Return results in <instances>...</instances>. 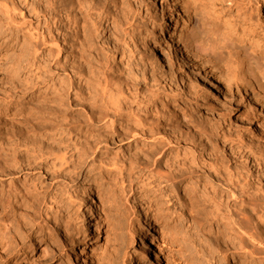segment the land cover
<instances>
[{"label":"bare ground","instance_id":"obj_1","mask_svg":"<svg viewBox=\"0 0 264 264\" xmlns=\"http://www.w3.org/2000/svg\"><path fill=\"white\" fill-rule=\"evenodd\" d=\"M223 1L229 5L232 1L235 11L244 15L242 0ZM147 2V7L155 12L156 2ZM259 2L264 4L263 0ZM161 4L158 23L160 38L166 45V63L173 72L177 67L185 89L172 76L162 85L156 76L159 66L152 58L142 63L133 59L131 45L139 25L131 0H0V63L8 60L11 49L12 53L20 52L18 58L10 60L12 64L19 60L24 71L33 73L23 83L10 77L11 85L6 89L0 84L6 92L0 94V106H13L18 103L17 96H31L10 115V128L0 131V208L14 209L13 201L22 194L33 203L30 217L41 216L42 207L52 200L58 203L60 190H67L61 182L78 184L82 178L92 176L96 168L103 172L108 164L116 169L107 173L118 171L128 181L134 180L135 190L148 206L164 198H168V206L172 201L170 193L176 191L179 196L183 191L180 198L174 197L189 207L194 219L225 225V231L236 234V243L231 247L250 259L251 264H264V235L258 231L264 228L259 221L264 214V179L258 174L264 166V147L238 141L241 145L235 151L233 146L228 148L236 158L220 159L215 155L206 163L202 151L197 150L201 146L194 144L190 131H184L193 126L192 113L182 109L177 112L176 121L167 114L172 103L200 97L205 101L218 100V94L232 97L233 89L240 88L251 103L245 118L238 113V120L247 122L251 107L264 114V72L258 78L252 77L247 65L239 80L229 70L228 77L220 78L211 67L216 62L222 64L219 55L197 37L189 45L185 43L192 8L184 0H161ZM246 25L249 36L264 43V33H256L261 26L251 22ZM103 34L113 38L105 43L107 48L99 42ZM13 40L18 42L11 48ZM63 52L69 54L67 61ZM115 55L122 56V69L120 65L117 69L111 66ZM53 75L58 80L50 85L56 78ZM162 96L167 98L164 104L159 103ZM151 104L157 106L153 114L147 113ZM182 123L189 126H181ZM244 125L249 127L248 123ZM124 142L136 147L120 162L121 166L117 158L106 159L108 155L101 152L107 146ZM52 158L60 165L50 163ZM232 159L240 164L229 170L225 163ZM242 159L245 161L240 162ZM251 160L254 171L247 165ZM86 169L88 174L83 177ZM36 170L50 178L49 186L39 181V185L33 183L32 189H26L25 184L19 185L12 178L15 182L4 188V178ZM82 225H87L85 220ZM142 228L143 239L149 240L147 246H151L148 224ZM224 244L231 249L228 242ZM148 258V249H136L135 261L130 264H147ZM82 264H86L85 259Z\"/></svg>","mask_w":264,"mask_h":264},{"label":"rangeland","instance_id":"obj_2","mask_svg":"<svg viewBox=\"0 0 264 264\" xmlns=\"http://www.w3.org/2000/svg\"><path fill=\"white\" fill-rule=\"evenodd\" d=\"M131 1L135 4L139 25L136 29L137 33L135 32L137 38L131 45L135 56L133 59L142 63L152 58L159 66L156 76L162 81V85L167 83V77L172 76L177 81V85L185 89L186 85L179 80L181 75H178L176 65V72H173L166 63L164 54L166 45L160 38L158 23L162 15L161 0H151L156 2L155 12L147 7L148 0ZM184 1L187 7L192 8L185 32V43L189 45V41L197 37L205 41L206 46L214 50L215 55H219V63L222 64L218 65L216 62L214 66H211L217 76L224 79L228 77L229 70L239 80L244 75L247 65L251 67L252 77L258 78L261 71L264 72L262 70L264 69V43H258L257 39L249 36L245 29L246 24L251 22L261 26L256 33H264V4L259 2L261 0H242L245 10L248 11H243L244 15L235 11L232 1L231 6L222 0ZM248 1H250L249 4ZM110 39L113 38L109 34L106 36L103 34L99 42L107 48L105 43ZM17 42L13 40L11 48ZM20 44H23V40ZM48 51L47 48L46 53ZM12 52L9 49L8 60L0 63V84H3L5 89L11 85L10 77L16 82L19 81L18 83H23L33 74L24 71V65L19 60H16L19 64H12L13 59L18 58L20 53ZM62 55L67 57V61L69 54L65 55L63 52ZM61 60L64 62V58ZM118 65L121 69L124 67L121 55H115L111 64L116 69ZM55 77L50 85L58 80V76ZM62 77L64 75L60 76ZM8 80L9 85H7ZM3 85H0L1 95L6 93L3 91L5 89L1 88ZM240 90V88H234L232 97L218 94V100L209 101L200 97L189 102L172 103L167 108L169 118L175 121L179 116L177 112L182 109L192 113L193 126L191 127L193 128L190 127L189 130L184 131L187 133L190 131V137L196 142L194 144L201 146L197 150L202 151V159L206 163H210L215 155L220 159L236 158L228 148L233 146L235 151V148L241 145L238 141L253 147H264V114L251 107L249 120L247 122L238 120V113L245 118L244 113L248 111L251 103L248 95H244ZM36 94L38 92H35ZM30 98L31 96H17L15 99H18V103H14L13 106H0V131H7L10 128L12 124L10 115L18 111L21 104L27 103ZM164 99L167 100L165 96H162L159 103L164 104ZM148 108L149 114L157 110L154 104ZM245 123H248L249 127H246ZM181 126L186 125L182 123ZM229 140L236 141L230 144ZM135 147L136 144L124 142L107 146L101 152L108 155V157L105 156L106 159L117 158L119 161L117 162L122 163L129 154L135 152ZM50 161V163L55 161L56 166L60 165V161H56L55 158ZM252 161H248L247 165L254 171ZM121 163L118 166H121ZM225 164L229 170H233L240 163L232 159ZM113 167L105 164L103 172L100 168H96L92 176L82 178L83 180L78 184L61 182L62 187L67 190H60L58 203L55 204L53 200L46 203V207L44 205L41 209V216L30 217L34 211L33 203L22 194L13 201L14 209L8 208L2 211L0 208V264H82L83 259L86 260V264H130L131 261H135L134 251L142 248L148 249L147 264H241L242 262L251 264L250 259L247 260L244 254L231 247L233 242L236 243L234 232L225 231V225L221 223L200 222V219L199 221L194 219V213H191L189 207L183 201L177 200L183 195V191L179 196L176 191L170 193L172 201L168 206L166 203L168 198L148 206L143 201L142 195L135 190L134 180L128 181L125 175L120 176L122 174L118 171L106 172L116 169ZM87 171L88 169L84 171L83 177L88 174ZM258 174L264 179V166L262 173ZM134 176L136 175L133 174ZM12 178L17 179L16 183H20L19 185L25 184L26 189H30L33 183L39 185L41 182L47 186L51 184L50 178H44L42 171L36 170L4 178L5 189L15 182ZM156 195L159 196L157 193ZM49 200L50 197H48ZM230 204L233 205L232 202ZM236 207L239 208V205ZM89 219L92 221L89 222ZM84 220L87 225H82ZM259 221H262L264 226V214ZM147 224L152 238L151 246H147L150 244L149 240L143 239L144 228L142 227ZM258 231L264 235L263 227ZM217 239H220V242H217ZM224 242H228L231 249H226Z\"/></svg>","mask_w":264,"mask_h":264}]
</instances>
